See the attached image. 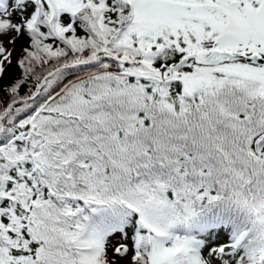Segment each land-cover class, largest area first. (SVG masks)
<instances>
[{"label": "snow or ice", "instance_id": "obj_1", "mask_svg": "<svg viewBox=\"0 0 264 264\" xmlns=\"http://www.w3.org/2000/svg\"><path fill=\"white\" fill-rule=\"evenodd\" d=\"M0 264H264V0H0Z\"/></svg>", "mask_w": 264, "mask_h": 264}]
</instances>
